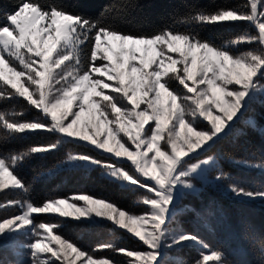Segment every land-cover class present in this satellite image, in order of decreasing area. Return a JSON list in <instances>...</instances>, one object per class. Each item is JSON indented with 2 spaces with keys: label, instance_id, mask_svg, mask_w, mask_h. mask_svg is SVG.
<instances>
[{
  "label": "snow or ice",
  "instance_id": "1",
  "mask_svg": "<svg viewBox=\"0 0 264 264\" xmlns=\"http://www.w3.org/2000/svg\"><path fill=\"white\" fill-rule=\"evenodd\" d=\"M243 7L247 10L221 8L191 16V22L201 27L224 22L251 25L254 35H239L229 42L233 47L256 46L239 54L193 32L163 29L151 35H133L63 7L45 8L36 0H20L5 12V23L0 26V100L22 99L40 116L25 120L19 119L22 112H0V190L27 192L19 169L34 155L49 154L67 141L91 146L103 158L70 153L38 175L52 174L64 164L91 166L102 169L113 182L151 195L141 200L149 208L145 215L128 213L86 193L42 204L9 201V206H19L21 212L0 221V239H10L13 234L27 236L30 242L23 247L30 251L31 264H113L55 233L58 224L33 219V214L52 213L90 219L94 213L126 229L146 246V251H133L108 243L94 249L122 253L130 258L127 264H163L165 248L194 244L209 249L198 236L173 231L169 225L178 211V196L194 193L193 180L202 172L216 171L218 182L230 179L214 157L201 159L200 154L264 97V0H247ZM85 45L90 47L82 60ZM171 80L185 91L171 87ZM86 113L90 119L78 127ZM203 121L207 124L199 126ZM41 131L62 139L23 151L11 144ZM121 160L130 162L132 170ZM237 163L264 169V164L248 160ZM227 188L236 197L264 200V191L236 183H228ZM210 262L226 264L219 251L201 252L194 264Z\"/></svg>",
  "mask_w": 264,
  "mask_h": 264
},
{
  "label": "trees",
  "instance_id": "2",
  "mask_svg": "<svg viewBox=\"0 0 264 264\" xmlns=\"http://www.w3.org/2000/svg\"><path fill=\"white\" fill-rule=\"evenodd\" d=\"M20 0H0V26L4 13L14 9ZM47 8L59 6L70 12L98 21L102 26L129 32L133 35H151L163 29L175 32H193L208 39L216 46L228 45L232 52L236 46L229 42L239 36L253 32L244 22H224L219 25L201 27L191 22L197 11L213 12L221 8L246 11L247 0H36ZM85 45L81 51L82 60L88 55ZM238 48V47H236ZM2 84V83H0ZM11 90V89H9ZM264 97L245 110L227 131L226 135L200 158L212 156L219 169L230 179L216 181V171L207 177L212 183H193L197 191L186 193L177 201V209L169 227L171 230L191 232L209 245L207 251H219L226 264H264V207L260 203H245L228 190V183H236L249 190L264 191V173L261 169H249L237 162L248 160L264 164ZM0 112H22L19 119L34 120L40 114L22 99L0 100ZM62 139L47 132L28 133L12 141L17 151L31 146L55 143ZM70 153H87L103 158L99 153L83 144L61 142L49 154L34 155L19 169L20 177L28 185V191H7L6 201H29L42 204L52 198H67L74 193H86L92 197L110 201L120 209L134 215L145 214L148 206L141 203L146 196L142 189L113 182L100 168L91 166L62 167L52 174L38 175L67 158ZM193 160L192 162H194ZM5 200V199H4ZM2 202L3 199L1 198ZM55 218V217H54ZM68 234L67 240L88 253H113L94 251L97 245L110 242L133 251L146 247L127 232L110 224L70 223L59 230ZM102 234V235H101ZM103 236H110L106 240ZM173 253H179L184 264H194L199 256L192 246H181ZM112 258L113 255H106Z\"/></svg>",
  "mask_w": 264,
  "mask_h": 264
},
{
  "label": "rangeland",
  "instance_id": "3",
  "mask_svg": "<svg viewBox=\"0 0 264 264\" xmlns=\"http://www.w3.org/2000/svg\"><path fill=\"white\" fill-rule=\"evenodd\" d=\"M249 26H250V29L252 28L253 32H249L248 35H254L255 29L251 25H249ZM113 47H115V45H113ZM236 47H238V48H236ZM236 47L234 48L237 50L235 52V54H239L241 52L254 49L256 46L255 45H240V46H236ZM169 55L175 56L176 54L169 53ZM149 56H151V53H149ZM100 63H101L100 61H97V64H100ZM133 63H138V61H133ZM169 75H172V74L170 73ZM166 79H167V77H166ZM0 83H2V82H0ZM170 84H171V87H173L177 91H181V92L185 91L183 86L179 85V83L175 80H171ZM261 98H263V97H261ZM142 107H143V105H142ZM69 119H71V117H69ZM89 119H90V117L87 113L82 115L81 121H80V124L78 125V127L82 126L83 123H85ZM206 124H207V122L203 121L199 126H205ZM87 147L91 148V146H87ZM197 151L200 152L201 150H197ZM95 152L98 153V151H95ZM203 158H206V157H203ZM121 163L124 167L128 168L130 171L132 170L130 167V162H128L126 160H121ZM238 164L243 166L240 163H238ZM62 167H74V166L69 165V164H64L60 168H62ZM243 167H245V166H243ZM245 168H248V167H245ZM249 169H253V168H249ZM254 169H256V168H254ZM261 170L264 173V169H261ZM210 171L211 170H207V171L202 172L200 174V176L197 177L195 180L199 181L201 184H205L206 182L212 183L214 180L208 179V177H207V175ZM103 173L105 174L104 171H103ZM195 180H193V181H195ZM12 190H14V189L8 188V189L0 190V199L1 198L3 199L2 202L0 201V221H2L3 219H6V218H10V217L15 216V215H19L21 212V209L19 208V206H15V207L9 206V203H8L9 201H6L7 191H12ZM255 190H252V191H255ZM143 191L146 192V195H151V193H148L146 190H143ZM195 191H197V189ZM185 194L179 195L177 198V201L180 199L181 196H184ZM234 197H236V196H234ZM236 198L244 201L245 203H257L258 202L264 207V200H261V199L248 200V199H245L242 197H236ZM76 203L82 204L83 202H76ZM64 210L66 212H69V213L72 212V209L65 208ZM101 211H106V210L101 209ZM145 214H141V215H145ZM33 219L36 223L45 222V223L58 224V227L56 229H54V232L57 234H59L60 229L65 228L66 225H70V223H87V224H102V225L110 224L114 227H117L116 225H113L110 221H108L107 219H105L103 217H96L94 213L92 214L90 219L85 218V217H80L79 219H76L72 215H69L66 217H60L56 213L39 214V215L33 214ZM117 228H119V227H117ZM121 230L127 232L126 229H121ZM128 234H130V233H128ZM67 236H68V234H65L62 237L67 240ZM103 237L107 238L106 240L111 241L110 236H103ZM134 238H136V237H134ZM136 239H138V238H136ZM28 242H30V241H29V238L27 236H23V235L17 236L16 234H13L12 238H10V239H0V264H31L30 251L28 249H26L25 247H23V245L28 243ZM108 243H110V242H105L104 244H108ZM53 246L55 247V245H53ZM185 246L194 247L195 250L198 252V253H195L196 256H199L198 259H200V253L201 252H210V251H207L206 249H202L200 246L194 245V244H188ZM180 247L181 246L163 249V251H162L163 264H184L185 262L183 261L182 257H180V254L179 253H173L174 251L178 250V248H180ZM115 248L120 249L121 247H120V245H118V246H115ZM146 250H147V248H146ZM146 250H143V251H146ZM104 251H110L113 253H90V254H92L93 256H96V257H106L105 254L106 255L107 254L113 255L112 258L107 257L113 262V264H127V261L130 259L128 257H125L122 253H118V252H115L112 250H103V252ZM48 255H50V254H48ZM57 264H58V262H57ZM77 264H79L78 261H77ZM210 264H212V262H210Z\"/></svg>",
  "mask_w": 264,
  "mask_h": 264
}]
</instances>
